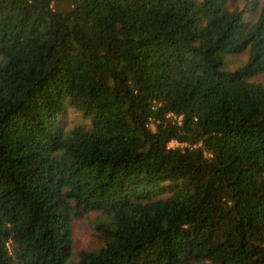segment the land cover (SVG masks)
<instances>
[{"label": "trees", "instance_id": "16d2710c", "mask_svg": "<svg viewBox=\"0 0 264 264\" xmlns=\"http://www.w3.org/2000/svg\"><path fill=\"white\" fill-rule=\"evenodd\" d=\"M261 75L258 0H0V264H264Z\"/></svg>", "mask_w": 264, "mask_h": 264}, {"label": "rangeland", "instance_id": "374dc122", "mask_svg": "<svg viewBox=\"0 0 264 264\" xmlns=\"http://www.w3.org/2000/svg\"><path fill=\"white\" fill-rule=\"evenodd\" d=\"M263 3L264 0H258ZM245 6V0H227V7L230 10H243ZM61 10H66L68 5L59 4ZM247 61V54L242 53L239 55H232L228 57L227 60V70L233 71L241 66H243ZM252 82L261 83L264 85V75L253 78ZM65 115L67 116L66 129H72L76 126H83L89 123V120L85 119L81 113L75 112L70 107H66ZM169 147H183V145H178L175 142H171ZM100 217L99 212H88L80 218H72L69 225V231L71 232V237L73 240V252L72 254L77 255L78 252L84 251H94L99 246L100 243L95 238V232L93 230V225L98 221ZM203 264V263H197Z\"/></svg>", "mask_w": 264, "mask_h": 264}, {"label": "built area", "instance_id": "2783aa9c", "mask_svg": "<svg viewBox=\"0 0 264 264\" xmlns=\"http://www.w3.org/2000/svg\"><path fill=\"white\" fill-rule=\"evenodd\" d=\"M178 120H180V117L178 118ZM176 143V142H175ZM179 145V144H178Z\"/></svg>", "mask_w": 264, "mask_h": 264}]
</instances>
